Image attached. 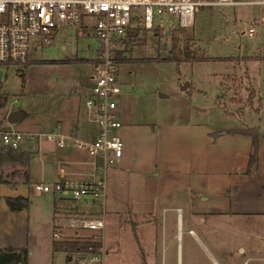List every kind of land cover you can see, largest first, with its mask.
Returning a JSON list of instances; mask_svg holds the SVG:
<instances>
[{"label": "crops", "instance_id": "0c3cea01", "mask_svg": "<svg viewBox=\"0 0 264 264\" xmlns=\"http://www.w3.org/2000/svg\"><path fill=\"white\" fill-rule=\"evenodd\" d=\"M257 12L258 8L254 13ZM91 60L93 64L94 56ZM93 82L91 74L84 94L86 99ZM123 91L122 88L116 112L122 122L117 132L124 140V153L108 166L105 196L75 200L69 192L58 191L38 193L48 201L33 202L39 212L34 218L47 221L44 223L47 228L49 224L53 227L52 246L55 241L67 238L53 236L55 217L105 214L116 220L117 227L128 226L135 236L131 241L134 254L130 264H264V136L260 139L259 165L247 173L252 148L250 135L218 134L219 127L195 118L177 121L165 117L142 118L126 111ZM252 91L262 100L255 88ZM71 96L74 101L59 110L57 120L47 123L48 129L61 124L65 133L91 140L98 126L91 118L86 99L76 105V96ZM126 96L129 98L130 94L127 92ZM242 126L246 125L224 127ZM39 142L37 152L26 150L31 152L28 182L19 174L8 175L13 167L21 164L8 165L6 176L1 170L0 247H27L24 238L11 242L10 232L6 230H11V234L17 229L25 231L29 229L30 220V205L27 209L13 211L4 195L31 197L28 191L34 181L58 180L62 177L59 160H63L66 176L87 178L93 170L95 157L72 142L66 147L58 146L55 141ZM35 157L41 159L42 166L40 176L34 180L32 161ZM44 204L45 210L39 211ZM140 236H144L145 247ZM103 245L105 248V241ZM107 253L105 248V255Z\"/></svg>", "mask_w": 264, "mask_h": 264}, {"label": "rangeland", "instance_id": "374dc122", "mask_svg": "<svg viewBox=\"0 0 264 264\" xmlns=\"http://www.w3.org/2000/svg\"><path fill=\"white\" fill-rule=\"evenodd\" d=\"M256 9L244 5L204 6L196 13L192 28L181 27L178 17L169 14L157 17L154 29H140L123 46L127 58L119 63L118 78L125 91L126 111L142 118L165 117L175 121L195 118L216 128L259 125L264 129V25L254 36L247 32L248 20ZM84 30L62 27L54 33L51 43L32 49L28 61L3 66L0 89L8 94V100L0 106V130L49 131L47 123L55 122L59 110L74 101L71 95L76 96V105L85 102L84 94L94 74L91 58L97 54L98 40ZM187 41L192 47L203 49L209 58L195 61L169 58L174 53L181 56ZM248 55L257 57L246 58ZM229 56L233 58H219ZM253 88L262 100L251 92ZM161 92L170 95L163 96ZM13 110L24 112L17 122L8 120ZM39 141L25 138L21 147L37 152ZM2 147L0 132V151ZM35 158L34 180L40 176L42 166L41 159ZM0 167L6 176L10 167L1 162ZM29 188L32 199L29 229H17L13 234L6 230L10 232V241L24 238L28 264H80L81 251L53 249V227L49 224L47 228L44 224L47 221L34 218L39 213L34 200L40 204L48 199ZM45 208L44 204L39 211ZM105 218L108 253L103 264H130L134 254L131 241L135 236L128 226L119 228L113 217ZM140 238L145 247L144 236ZM74 239L80 238L65 240Z\"/></svg>", "mask_w": 264, "mask_h": 264}, {"label": "built area", "instance_id": "2783aa9c", "mask_svg": "<svg viewBox=\"0 0 264 264\" xmlns=\"http://www.w3.org/2000/svg\"><path fill=\"white\" fill-rule=\"evenodd\" d=\"M217 5L256 6L258 12L248 20L247 32L251 36L264 25V0H0V80L4 65L28 61L32 49L51 43L54 33L62 27L84 28L98 40L94 82L86 99L91 118L98 126L93 139L65 133L61 124L36 133L16 129L1 132L3 145L13 148H19L25 138L55 141L60 147H66L70 141L95 157L89 177L66 176L63 160H59L62 177L55 181L36 180L32 189L37 193L69 192L75 200L104 197L108 166L124 153V140L117 132L122 124L116 112L122 89L117 52L129 40L130 29H154L156 18L169 14L176 15L180 26L189 29L202 7ZM1 170L0 167V173ZM53 222L55 238L78 237L100 242L96 247L90 245L79 263L103 264L105 214L55 217Z\"/></svg>", "mask_w": 264, "mask_h": 264}, {"label": "trees", "instance_id": "16d2710c", "mask_svg": "<svg viewBox=\"0 0 264 264\" xmlns=\"http://www.w3.org/2000/svg\"><path fill=\"white\" fill-rule=\"evenodd\" d=\"M138 29H130L129 38L133 39L132 36L137 34ZM126 49H119L117 52V58L120 61L126 59V55H124V51ZM171 59L178 60H206L209 58L206 55L205 51L201 48H194L191 44L188 43L183 48V54L181 56L178 53H174L170 55ZM219 58H233V57H219ZM253 92V91H251ZM8 100V94L6 92H2L0 89V106L4 105ZM242 133L246 135H250L252 137V148L250 151L249 162L246 172L251 173L254 169H256L259 165V145L260 139L264 136V131L258 126H242V127H223L216 130V133ZM31 152L22 150L19 148H13L7 145H3L1 149V162L6 163L7 165L12 164H21L18 168L13 167L12 170L9 171L8 175L11 177L16 176L17 174L21 175V179L24 182L29 181L28 177V165L29 158ZM4 198L9 205L10 209L13 211H20L23 209H27L31 203V199L28 195L17 194V195H4ZM100 242L89 241V240H62L54 242V250L56 249H64L73 251H87L89 246L92 245L96 247ZM0 264H28V249L27 247L16 248L12 246L0 247Z\"/></svg>", "mask_w": 264, "mask_h": 264}, {"label": "water", "instance_id": "95a60500", "mask_svg": "<svg viewBox=\"0 0 264 264\" xmlns=\"http://www.w3.org/2000/svg\"><path fill=\"white\" fill-rule=\"evenodd\" d=\"M2 69L0 68V77H1ZM24 115L22 110H13L8 114V120L10 122H17L19 121Z\"/></svg>", "mask_w": 264, "mask_h": 264}]
</instances>
